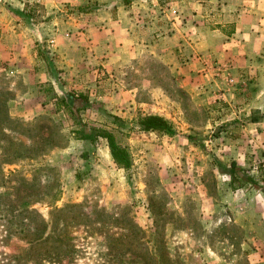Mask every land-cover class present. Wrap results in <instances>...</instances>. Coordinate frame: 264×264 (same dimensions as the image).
Wrapping results in <instances>:
<instances>
[{"label": "rangeland", "instance_id": "374dc122", "mask_svg": "<svg viewBox=\"0 0 264 264\" xmlns=\"http://www.w3.org/2000/svg\"><path fill=\"white\" fill-rule=\"evenodd\" d=\"M112 1L23 9L0 1V45L17 57L13 66L0 58V264H251L264 244V195L233 190L214 158L258 175L260 156L243 151L238 162L229 149L259 116L238 118L237 105L214 92L201 97L151 55L106 65L93 39ZM152 9L135 14L141 28L154 21ZM63 93L86 95L77 114L113 130L131 155L129 170L114 163L104 139L74 138ZM138 114L163 116L173 132L138 130ZM41 218L71 227L55 244L74 249L57 262L25 245Z\"/></svg>", "mask_w": 264, "mask_h": 264}, {"label": "crops", "instance_id": "0c3cea01", "mask_svg": "<svg viewBox=\"0 0 264 264\" xmlns=\"http://www.w3.org/2000/svg\"><path fill=\"white\" fill-rule=\"evenodd\" d=\"M117 1L111 2L113 12L111 5L102 10L101 30L93 39L94 47L106 53V65L151 55L172 67L201 97L214 92L237 105L238 118L257 114L258 119L245 123L233 141L242 145L229 150L238 162L244 159L243 151L264 161V0ZM145 7L153 8L148 16L154 21L141 28L135 14ZM8 53L0 45V58L9 59ZM15 57L10 58L11 66ZM41 72L40 76L46 74ZM261 247L252 253L251 264H264V244Z\"/></svg>", "mask_w": 264, "mask_h": 264}, {"label": "trees", "instance_id": "16d2710c", "mask_svg": "<svg viewBox=\"0 0 264 264\" xmlns=\"http://www.w3.org/2000/svg\"><path fill=\"white\" fill-rule=\"evenodd\" d=\"M77 96L78 97L75 98L69 93H63L59 99V103L75 122V128L72 130L74 138L77 140L89 141L91 143H94L99 138L104 139L114 163L119 168L129 170L131 166V155L127 148L117 141L115 133L112 129L104 126L88 125L82 121V119L77 114V111L83 109V107L88 104V100L86 95L82 93L78 94ZM104 112L106 117H110L112 120L111 122L117 127L123 128L126 125L125 120L121 117L117 115H110L106 111ZM2 120V124L7 123V121H5V115ZM123 124L125 125L123 126ZM131 124L134 127L136 126L138 130L145 132L166 134H171L173 132L171 123L166 118L158 114H138ZM214 162V165L216 168H218L219 173L228 177L229 186L233 190L241 189L247 185L253 189L259 190L264 195V168L261 169L259 166L257 169L259 174L254 176L250 173V170L242 167L234 160L230 161L229 164H222L220 161L214 158ZM55 199H57L56 196L53 197L52 201ZM62 209L63 208H59L57 212H61ZM24 212L28 213L31 211L24 209ZM53 224V220L41 218V228L38 230L39 234L33 238V241L25 243V245L29 246L30 249L37 247L38 249L43 250L44 254L48 252L50 255L47 257H41V260L49 263L52 261L57 262L63 257L68 256L70 252L73 251L75 246L70 241L67 245L62 244L60 246L55 244V239L69 235L67 229L71 227H69L68 223L63 222V229L60 230L58 226H54ZM138 238L141 237L138 236ZM155 264L159 263L156 262Z\"/></svg>", "mask_w": 264, "mask_h": 264}, {"label": "built area", "instance_id": "2783aa9c", "mask_svg": "<svg viewBox=\"0 0 264 264\" xmlns=\"http://www.w3.org/2000/svg\"><path fill=\"white\" fill-rule=\"evenodd\" d=\"M9 6H17L20 9L24 7H39L46 6L47 1L57 2L64 6H79L87 3L99 2L100 0H0ZM103 1V0H102Z\"/></svg>", "mask_w": 264, "mask_h": 264}]
</instances>
